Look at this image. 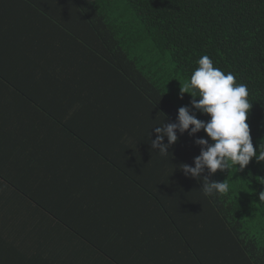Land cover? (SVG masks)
I'll use <instances>...</instances> for the list:
<instances>
[{
    "label": "trees",
    "instance_id": "1",
    "mask_svg": "<svg viewBox=\"0 0 264 264\" xmlns=\"http://www.w3.org/2000/svg\"><path fill=\"white\" fill-rule=\"evenodd\" d=\"M22 2L20 40L18 34L8 36L5 51L7 59L19 52L23 66L18 73L22 70V75H28L16 88L23 99V110L17 112L22 120L19 127L25 131L36 126L70 127L72 143L90 144L85 155L108 161L112 156L113 162L115 155L119 175L132 176L140 183L137 189L160 197L165 191L175 193L173 206L166 204L167 210L187 211L193 217L194 231L214 237L220 252L215 256L223 264H264V202L259 201L264 191V162L253 159L243 171H217L209 179L226 180L230 190L205 198L200 191L203 177L195 180L179 170L181 164L194 167L200 154L194 141L208 139L203 130L195 137L177 132L178 141L168 149L167 157L151 149V140L156 138L153 127L175 123L179 108L191 107L193 98L184 94L180 99V88L198 67L199 58L208 55L215 67L233 73L237 83L247 84L252 108L246 122L259 152L258 146L264 143V0ZM36 43L52 47L54 69L42 65H52V60ZM68 48L79 49L80 58L91 64L89 70L95 68L93 75L89 70L77 73L70 63L72 57L57 53ZM36 55L43 57L38 67ZM38 69L47 72V79L53 77L54 89L35 76ZM33 112L47 119L36 123L30 119ZM196 116L210 119L199 112ZM104 130L109 132L104 134ZM78 156L83 158L84 153L79 151ZM123 161L134 164L125 167Z\"/></svg>",
    "mask_w": 264,
    "mask_h": 264
},
{
    "label": "crops",
    "instance_id": "2",
    "mask_svg": "<svg viewBox=\"0 0 264 264\" xmlns=\"http://www.w3.org/2000/svg\"><path fill=\"white\" fill-rule=\"evenodd\" d=\"M22 5V0H0V264H223L215 256L220 252L214 237L194 231L187 211L167 210L175 193L160 197L137 189L140 183L132 176L119 175L115 155L114 162L112 156L108 161L85 155L90 144L72 143L70 127H19L23 99L16 88L28 75L18 73L19 52L7 59L5 51L8 36L18 34L20 40ZM36 44L52 60L42 65L54 69L52 47ZM68 50L57 53L72 57L77 73L91 69L79 49ZM35 60L38 67L43 57ZM89 71L93 75L95 68ZM46 73L38 69L35 76L53 87ZM81 109L85 114L84 102ZM41 114L33 112L30 119H47ZM209 232L214 235L212 222Z\"/></svg>",
    "mask_w": 264,
    "mask_h": 264
},
{
    "label": "clouds",
    "instance_id": "3",
    "mask_svg": "<svg viewBox=\"0 0 264 264\" xmlns=\"http://www.w3.org/2000/svg\"><path fill=\"white\" fill-rule=\"evenodd\" d=\"M197 64L190 79L185 80L180 88V99L184 94L193 98L191 107H180L175 123L153 127L156 138L151 140V149L154 152L158 150L157 155L167 157L170 155L168 149L178 141L177 132L181 135L188 132L190 137H195L203 130L208 139L197 138L194 141L200 148L194 167L181 164L179 170L195 180L203 177L200 191L205 198H216L228 194L230 185L226 180L220 182L209 177L217 171L223 173L232 168L243 171L253 159L257 163L264 162V143L258 146L257 152L246 122L252 108L247 84L237 83L233 73H225L215 67L208 55L201 56ZM197 112L210 119H198ZM259 201L264 202V191L259 193Z\"/></svg>",
    "mask_w": 264,
    "mask_h": 264
}]
</instances>
